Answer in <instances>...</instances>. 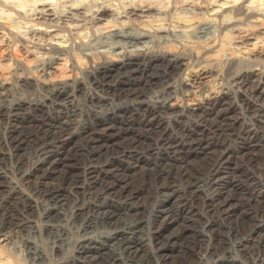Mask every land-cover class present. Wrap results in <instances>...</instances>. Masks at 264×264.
Segmentation results:
<instances>
[{
    "label": "bare ground",
    "instance_id": "bare-ground-1",
    "mask_svg": "<svg viewBox=\"0 0 264 264\" xmlns=\"http://www.w3.org/2000/svg\"><path fill=\"white\" fill-rule=\"evenodd\" d=\"M118 1L37 0L23 34L10 18L24 5L0 0V50L34 56L0 64V247L26 230L39 264L38 232L53 264H264L257 0ZM220 68L231 83L203 94Z\"/></svg>",
    "mask_w": 264,
    "mask_h": 264
},
{
    "label": "rangeland",
    "instance_id": "rangeland-1",
    "mask_svg": "<svg viewBox=\"0 0 264 264\" xmlns=\"http://www.w3.org/2000/svg\"><path fill=\"white\" fill-rule=\"evenodd\" d=\"M12 2H18V3H20V4H22V5H24V7H23V14L22 15H24L23 17H22V15H16V14H13L12 16H11V21L12 22H14V25L15 26H17V28H19L18 30H22L21 31V33H27L29 30H30V25H32V23H35V21H32V17L33 18H36V16L37 17H40V16H38L37 14H33V13H35L34 12V10H36L37 9V7L38 8H40L41 9V7L42 6H40L39 5V3L41 2V0H38V2L39 3H37L36 4V2H37V0H17V1H14V0H11ZM21 1V2H20ZM105 2V3H107L108 1H110V2H116V3H119V5H120V1H118V0H94V1H92V0H86V2L88 3V2H92V3H99V2ZM258 1H261V0H257V1H255L254 3H253V8L255 7L256 8V10L258 9V11L260 12H262V13H264V8H263V6H264V3H263V1L264 0H262L261 1V3H259ZM100 2V3H101ZM61 3H59V2H57L56 3V5L58 6L57 8L58 9H63V8H65V7H63L64 5L63 4H61ZM261 4V5H260ZM262 6V8L260 7V6ZM35 8V9H34ZM254 8V9H255ZM196 12H200V11H197L196 9L195 10H189V9H179V10H177V11H172V14H173V16L174 17H176V16H181L182 15V17H185V16H187V17H185V18H190L191 16H193V14L194 15H196ZM26 13V14H25ZM28 13V14H27ZM31 14V15H30ZM203 16H204V18L206 19V17H208V16H210V15H208V14H202ZM31 16V17H30ZM228 16H232L231 14L230 15H228ZM25 17V18H24ZM27 17V18H26ZM211 17V16H210ZM209 17V18H210ZM29 18V19H28ZM26 19H28V20H26ZM119 19V18H118ZM204 19V20H205ZM30 21H31V23H30ZM119 21H123V24L126 22L127 23V20H122V19H119ZM28 23V24H27ZM126 23H125V25H126ZM84 23H82V24H80L79 26V31H83L84 33H88V34H90V29H88L89 27H90V25H87V24H84ZM99 24H101V23H98L96 26H101V25H99ZM129 24V23H128ZM150 24V23H149ZM151 24H153V23H151ZM217 24H220V21H217ZM143 25V24H142ZM142 25H140V26H142ZM43 27H45V26H43ZM42 27V28H43ZM87 27V28H86ZM88 30V32H86L87 30ZM11 45L8 47V49H6V50H3L2 51V49H4V48H6V47H4V48H2L1 50H0V64L2 65H8V66H10V67H13V68H17V64H19V63H21L25 58H30V57H34V56H30L27 52H26V49L20 44V42H18V41H16V42H11L10 43ZM176 50H178V49H176ZM5 52L7 53V54H5ZM27 53V54H26ZM2 55V56H1ZM27 55L29 56V57H27ZM4 56V57H3ZM9 59V60H8ZM37 61H38V58L36 59ZM35 60H33V62H34ZM36 61V62H37ZM194 62V63H193ZM196 61H192V62H190L188 65H189V68L190 69H193V68H196L197 66H196ZM255 64V63H254ZM17 65V66H16ZM197 65H198V63H197ZM264 65V61H261V63H259V67L260 66H263ZM214 66H216L215 64L213 65V67ZM245 66H247V65H245ZM186 68H184V70H185ZM223 70H224V72H223ZM84 71V72H83ZM81 70V71H78V73H77V77H79V78H81V79H83V80H86L87 78H88V76H87V71L86 70ZM220 72H222L223 73V76L224 77H221V78H219V76H216L215 78H211L209 81H207L206 83H203V84H200V87L202 88L203 87V94H205L206 92H209V91H213V90H216V89H221V88H225V89H227V87L229 86V83H231V79H230V76L228 75V73H227V70L226 69H222L221 70V68H220ZM82 73V74H81ZM204 82V81H203ZM196 86H198L199 87V82L198 83H196ZM199 95H200V92H199ZM129 116H130V113H129ZM132 118L133 119H136V118H139V115H135V116H132ZM132 120V119H131ZM144 153V152H143ZM149 158V160H148V163H149V166L154 162V158H157L158 156H159V154H158V152H157V150H154L153 151V153L150 155V154H146L145 156L144 155H142V158H143V160L145 159V160H147V157ZM150 158H152V159H150ZM121 160H119V161H116V164H117V166L118 167H120L119 165L120 164H122V163H125V164H127V162L128 163H132V162H134V160L136 159H132V160H128L126 157L124 158H120ZM144 160V161H145ZM120 163V164H119ZM151 167V166H150ZM121 168V167H120ZM257 173H259V172H257ZM239 181H238V183H237V185L239 186V188L240 187H246V185L244 186V184H246L245 183V178H244V176L242 175V177H238L237 178ZM235 184V183H234ZM230 185H231V183H230ZM231 186H229L228 188H230ZM36 198V197H35ZM149 205H150V201H149ZM148 211V212H147ZM147 211H145V218L147 219L148 218V216H149V214H150V208L149 209H147ZM35 214H33L32 215V218L33 219H36V217L38 216V214L36 213V212H34ZM34 216V217H33ZM39 218V217H38ZM43 220H41V219H37V222L41 225V224H43V222H42ZM60 223H62V224H64L65 223V221H62V222H60ZM27 233V234H26ZM42 235V236H41ZM27 237H28V232L26 231V230H24V231H20V232H13L11 235H9V242L8 243H6V245H5V243L4 244H2L1 245V247H0V250H1V253H2V255L4 256V257H7L8 259H9V261H10V264H39L38 262H36V261H34V260H31L30 258H28V256H27V251H28V247H27ZM31 237H33L32 239L33 240H35L37 243H38V245H39V247H41L40 249H45V251H46V253H47V255H49V257H50V255H51V257L52 258H46V260H45V262H46V264H53L56 260H58V258H60V256H58L57 257V254L56 253H54V255H52V254H50L51 253V251H52V247L54 246V242H55V238H54V235H52V234H49L48 232H44L43 234H39V232H38V234H36V235H32ZM37 237V238H36ZM38 240V241H37ZM56 255V256H55ZM67 255H70L69 253L67 254ZM56 258V259H55ZM51 259V260H50ZM250 263L252 262V261H249Z\"/></svg>",
    "mask_w": 264,
    "mask_h": 264
}]
</instances>
